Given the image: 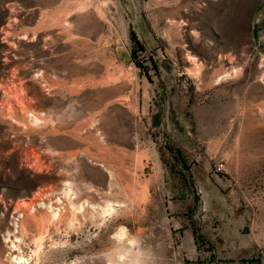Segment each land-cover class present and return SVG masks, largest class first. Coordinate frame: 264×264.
I'll list each match as a JSON object with an SVG mask.
<instances>
[{
	"label": "rangeland",
	"instance_id": "374dc122",
	"mask_svg": "<svg viewBox=\"0 0 264 264\" xmlns=\"http://www.w3.org/2000/svg\"><path fill=\"white\" fill-rule=\"evenodd\" d=\"M109 262L264 264V0H0V264Z\"/></svg>",
	"mask_w": 264,
	"mask_h": 264
},
{
	"label": "bare ground",
	"instance_id": "6f19581e",
	"mask_svg": "<svg viewBox=\"0 0 264 264\" xmlns=\"http://www.w3.org/2000/svg\"><path fill=\"white\" fill-rule=\"evenodd\" d=\"M40 75V74H39ZM21 83V82H20ZM2 85V84H1ZM22 87V86H21ZM10 88V87H9ZM10 90H12V89H10ZM5 91V90H4ZM15 91V90H14ZM13 91V92H14ZM8 92V91H7ZM25 92V91H24ZM9 93V92H8ZM10 93L12 94V91H10ZM18 99V98H17ZM22 99V98H21ZM19 100V103H20V106H22V107H25L24 105V103H23V101L22 100H20V99H18ZM9 103V102H8ZM10 110V109H9ZM22 112H24V116L26 117V118H29L31 121H33L34 123H36V124H39V123H43L44 121H45V119H44V116H42V115H40L37 111H33L32 109H27L26 107L25 108H22ZM44 114V113H43ZM16 120V119H15ZM18 122H20V121H18ZM38 126V125H37ZM39 155V154H38ZM39 157H40V155H39ZM38 158V157H37ZM36 158V159H37ZM38 161V160H37ZM41 165V164H40ZM40 165H38V166H40ZM67 184V183H66ZM66 188H64L65 189V194L67 195V197H73V195L71 196V193L70 192H72L73 190H72V188H71V185H70V183H68V185L67 186H65ZM74 192V191H73ZM68 193H70V194H68ZM58 200L61 202L62 201V199L59 197L58 198ZM120 204V203H119ZM119 204H117V203H115V202H112V201H109V202H107V203H105L104 205H102L101 206V211H102V213H104V214H110V213H112V212H114L115 210H116V207H118L119 206ZM75 206V205H74ZM73 206V204H72V208H75ZM84 206V205H83ZM83 206H79L78 208H83ZM98 207V206H97ZM49 208L51 209V212H52V218H58L59 216H60V212H61V209H62V207H61V205H58V206H53V205H50L49 206ZM65 208V207H64ZM118 209V208H117ZM80 211V210H79ZM23 228V227H22ZM21 232H22V230H20ZM118 236H119V240H120V238H124L125 236H126V234H125V231H124V229L122 228V231L118 234ZM22 238V237H21ZM20 239V238H19ZM19 239H18V241H19ZM12 240V239H11ZM22 241V240H21ZM131 242L130 243H132V242H134L135 240L134 239H131L130 240ZM20 242V241H19ZM122 242V241H121ZM12 243H14V242H12ZM128 244V243H127ZM16 245V244H15ZM14 244L12 245L13 247H17V246H15ZM19 247V246H18ZM133 249V248H132ZM135 249V248H134ZM11 250L12 251H15V248H11ZM18 250V249H17ZM124 250V249H123ZM130 250V249H129ZM126 251H128V250H126ZM131 251V250H130ZM130 251H129V253L127 254V256L129 257V256H131V253L133 252H131L130 253ZM16 254V253H15ZM14 254V255H15ZM125 255V253H123V255L121 256V258H126V256H124ZM21 256V255H20ZM16 258H18V259H24V258H22V257H17V256H15V259ZM17 259V260H18ZM26 260V259H25ZM116 260V259H115ZM112 261V260H111ZM125 262V261H124ZM111 263H113V262H111ZM126 263V262H125ZM114 264V263H113ZM121 264V263H120Z\"/></svg>",
	"mask_w": 264,
	"mask_h": 264
},
{
	"label": "crops",
	"instance_id": "0c3cea01",
	"mask_svg": "<svg viewBox=\"0 0 264 264\" xmlns=\"http://www.w3.org/2000/svg\"><path fill=\"white\" fill-rule=\"evenodd\" d=\"M170 151L172 150V147H167ZM181 152L178 151V155H180ZM181 163L183 169L180 170V174L183 176V178L186 179V176H196L197 174V179H200L202 181H205V184H208V188L210 190H215L216 188H220L219 184L216 182L217 179H215L214 173H212V166H211V161L204 162L203 164L197 163L195 167H190L188 164V161L185 156H181ZM172 164V163H171Z\"/></svg>",
	"mask_w": 264,
	"mask_h": 264
},
{
	"label": "built area",
	"instance_id": "2783aa9c",
	"mask_svg": "<svg viewBox=\"0 0 264 264\" xmlns=\"http://www.w3.org/2000/svg\"><path fill=\"white\" fill-rule=\"evenodd\" d=\"M225 169V162L224 159H217L214 161L213 173L218 176L221 174Z\"/></svg>",
	"mask_w": 264,
	"mask_h": 264
},
{
	"label": "clouds",
	"instance_id": "9594fccd",
	"mask_svg": "<svg viewBox=\"0 0 264 264\" xmlns=\"http://www.w3.org/2000/svg\"><path fill=\"white\" fill-rule=\"evenodd\" d=\"M121 259H123V258H121ZM109 264H111V262H109Z\"/></svg>",
	"mask_w": 264,
	"mask_h": 264
}]
</instances>
